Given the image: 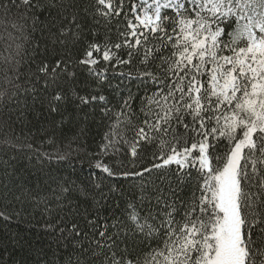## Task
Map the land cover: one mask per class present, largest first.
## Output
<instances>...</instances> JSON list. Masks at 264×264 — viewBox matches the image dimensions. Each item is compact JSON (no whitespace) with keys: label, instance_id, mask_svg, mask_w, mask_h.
Masks as SVG:
<instances>
[{"label":"snow or ice","instance_id":"obj_1","mask_svg":"<svg viewBox=\"0 0 264 264\" xmlns=\"http://www.w3.org/2000/svg\"><path fill=\"white\" fill-rule=\"evenodd\" d=\"M0 33V149L96 170L86 185L53 178L30 201L68 253L63 264H264V0H0ZM76 65L113 99L70 97ZM38 103L49 114L68 103L91 111L68 133L61 114L36 140L28 117ZM95 106L105 130L89 151ZM105 180L131 181L132 197ZM0 198V218L20 215L6 210L24 203L7 185ZM9 243L19 240L0 241V264H25Z\"/></svg>","mask_w":264,"mask_h":264},{"label":"trees","instance_id":"obj_2","mask_svg":"<svg viewBox=\"0 0 264 264\" xmlns=\"http://www.w3.org/2000/svg\"><path fill=\"white\" fill-rule=\"evenodd\" d=\"M81 2L92 3L93 0H81ZM100 31L101 35L97 39L102 40L104 30L100 29ZM86 39L90 41L92 36L88 35ZM111 39L113 41L116 40L115 32L112 33ZM17 42L20 43V41ZM6 47L3 33H0V85L4 82V71L7 67L5 57L9 55V52L5 50ZM84 47V40H81L78 44L70 45L71 58L74 61L83 58ZM25 48L30 50V46L28 45H25ZM69 71L75 73L74 78L69 77L71 86L68 90V95L70 97L73 96L74 89L75 93L79 95L98 94L102 91L109 99H113L112 90L108 88L107 84L103 88L98 89L97 93L92 92L95 85L84 67L76 65L70 67ZM108 75L111 77V71H109ZM111 83H119L118 78H112ZM141 94L143 93L141 92ZM5 104L6 101L0 98V112L4 111ZM95 107L96 116L94 119L90 118L86 126V139L89 151L97 150V145L100 143L105 130L104 125L100 122L99 106ZM90 111L91 108L87 106L83 109V112ZM83 112H77L76 103H68L61 106L60 113L49 114L46 105L41 108L38 103L35 112L30 113L28 119L32 121L31 130L37 132L35 139L41 140L46 139V137L40 134L38 130L41 128L47 129L49 123L52 121H60L61 114L65 119L64 132L68 133L69 129L76 131L74 121ZM69 117L73 118V123H69ZM80 127H85V125L81 124ZM48 134L51 135V131ZM48 150L51 151V149ZM95 175L96 170L90 168L87 159L71 164L52 161L50 164H45L41 167L34 158L30 159L26 155H21L19 150L7 151L5 154L0 149V192H3L5 185H7L24 201V203L11 201L6 209L9 213L13 211L20 212V215L13 216L8 221L0 218V241H8L9 238L13 237L19 240V245L16 247H13L11 243L8 245V250L13 254L14 259L25 262V264H35L37 259H40L42 264L44 261L52 264V261L58 256L60 259L57 261V264H63V260L67 258L68 253L63 248H57L56 244L52 242V234L44 230L45 218L40 215L39 211L33 212V205L30 201L33 197L48 194L49 188L55 187V184L52 182L53 178L60 179L62 177L64 180H72L77 184L86 185L90 180L95 178ZM108 183L116 184L123 191L126 198L132 197L131 181L105 180V184ZM21 192L25 194L31 193L32 195L26 200L25 196L21 195ZM117 199H119V193H117ZM5 204L6 202L0 198V211L5 210ZM121 206H123V201H121ZM31 249H43V255L37 257Z\"/></svg>","mask_w":264,"mask_h":264}]
</instances>
